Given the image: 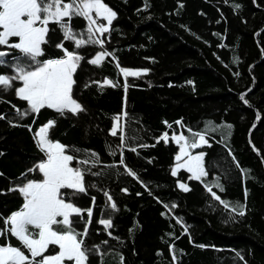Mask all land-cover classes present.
<instances>
[{"label":"trees","instance_id":"trees-1","mask_svg":"<svg viewBox=\"0 0 264 264\" xmlns=\"http://www.w3.org/2000/svg\"><path fill=\"white\" fill-rule=\"evenodd\" d=\"M105 3L118 14L113 30L106 34L110 38L105 49L115 52L121 67L148 69V73L128 77L130 86L125 93V78L112 57L99 67L83 62L78 70L80 87L76 95L87 111L79 117L67 114L64 118L53 110H42L38 117L9 118L15 114L12 105L24 109L26 102L16 98L14 92L0 93L11 102H0V113L8 116L0 120V190L19 183L20 174L42 158L33 133L49 119H56L52 139L81 150L72 153L81 158L85 151H94L100 163L92 171L104 173L86 176V181L96 187L74 200L86 209L92 204L91 197H96L86 244H100L106 255L93 256L91 264H101V259L103 264H119L121 254L125 264H172L170 245H174L175 264H264V0H228L227 4L224 0H147V10H143L145 0ZM181 3L183 8L179 7ZM232 4L241 8L234 11ZM85 24L83 18L72 21L77 31ZM60 38L57 30L54 42ZM65 47L73 50L71 42ZM101 50L96 45L80 52L90 59ZM61 56V51L49 46L44 58ZM8 59L13 62L11 57ZM10 73V67H0V74ZM105 78L120 87L100 88L91 83ZM85 84L91 86L85 88ZM242 95L248 104L240 99ZM123 111H127V126L136 137L129 141L128 148L137 147L136 153L124 149L125 163L140 181L128 176L119 165V151L116 156L109 154L110 148L120 143L109 135V130L113 118ZM34 118L33 132L8 122L27 125ZM180 120L185 129L206 135L211 147L199 149L206 153L209 171L204 180L212 184L219 179L225 191L221 193L215 187L213 191L230 205H245L243 217L214 200L203 184L189 181L190 174L184 170L176 177L171 175L178 146L171 140L168 144L156 143V138L165 131L169 135L173 130L185 131L175 124ZM165 121L173 128L167 129ZM228 124L232 125L230 136L224 127ZM185 135L191 134L185 131ZM140 144L150 147L142 148ZM29 178L40 177L30 173ZM178 181L187 182L192 190L183 192ZM124 188L127 193L122 191ZM104 191L118 205L119 211L112 214L115 227L109 231L119 239L109 237L95 222L107 206ZM22 203L18 193L0 195V214L6 217ZM165 204L177 207L168 212ZM176 218L182 223L177 224ZM83 227L82 223L78 225L80 230ZM184 227L188 234L183 233ZM9 239L13 246H19L15 238ZM104 240H108L107 245L102 243Z\"/></svg>","mask_w":264,"mask_h":264},{"label":"snow or ice","instance_id":"snow-or-ice-1","mask_svg":"<svg viewBox=\"0 0 264 264\" xmlns=\"http://www.w3.org/2000/svg\"><path fill=\"white\" fill-rule=\"evenodd\" d=\"M253 2L255 3L256 0ZM224 3L227 4L228 0H224ZM148 7L149 4L145 0L143 10H147ZM179 7L183 8V4H179ZM231 7L236 11L241 5L232 4ZM117 17V12L105 3V0H0V46L7 49L0 50V67L11 69L10 74H0V93L14 92L16 98L26 102L24 109L12 105L16 117L20 120L32 117L33 114L38 117L42 110H53L59 117L64 118H67V114L79 117L80 114L85 113L87 110L78 101L76 95L80 87L78 70L85 61L99 67L106 58L112 57L119 72L125 78L123 84L125 93L130 86L127 82L128 77L146 75L148 69L130 70L121 67L115 52L105 49V43L110 38L106 34H110L113 30V22ZM74 18H83L86 21L83 30L77 31L72 27ZM57 30L61 38L59 42H54ZM256 35L259 36L260 32ZM66 42L73 44V50L65 47ZM96 45L102 50L97 52L94 58L86 59L79 51ZM49 46L61 51L62 56L45 59L46 48ZM9 57L12 58L13 63H10ZM91 83L100 88L120 87L119 83L107 78L103 82ZM89 86L91 85H84L85 88ZM240 99L244 104H248L245 96L242 95ZM0 102L11 103L5 101L3 96H0ZM6 119L8 116L0 113V120ZM113 120L109 135L117 137L120 143L115 149L110 148L109 154L116 156L119 151V165L123 166L128 176L140 181L137 173L125 163L124 157V149L128 148L129 141L136 138L133 130L127 126L130 117L127 111H123ZM8 122L10 126H24L29 132H33L32 125L36 123V119L34 118L32 124L27 125L17 124L13 120ZM164 124L167 129L173 128V125L167 121ZM175 124L180 129H185L182 120L176 121ZM56 126L57 120L49 119L33 133V140L42 153V158L20 174L19 183L12 185L6 191L0 190V195L18 193L23 198L22 206L18 210L6 217L0 214V221L3 222V226L0 227V238L4 240V243L0 244V264H91L93 256L103 258L106 255L100 244L91 246L86 244L93 224L94 210L97 207L96 197H91L92 204L86 209L74 203L81 194L88 195L89 189L96 187V184L86 181V176L98 177L104 174L101 171H92L100 163V158L94 151H85L83 158L72 154L81 150L52 139ZM224 127L229 130L230 136L232 125L228 124ZM185 131L191 135H185ZM185 131L173 130L171 136L165 131L156 138V143L163 141L168 144L171 140L179 148L174 157L175 163L171 168V175L176 177L181 170H184L190 174L187 177L189 181L200 182L210 196L225 209H230L243 217L245 205L239 203L230 205L213 191L214 187L221 193L225 191L219 179L212 184L204 180L209 175L205 163L206 153L204 151L194 153L193 150L204 146L211 147L206 135L191 128H186ZM139 147L147 148L150 145L140 144ZM128 150L136 153L137 147L133 146ZM2 155L3 153L0 152V156ZM232 158L235 160L234 156ZM236 166L239 167L238 162ZM30 173L37 174L40 178H29ZM177 184L185 193L192 190L187 182L178 181ZM143 186L147 190V185ZM122 191L127 193L128 190L124 188ZM103 194L107 206L95 222L103 226L106 234L112 237V232L109 231L115 227L112 214L119 209L108 191H104ZM247 195L245 189V199ZM164 207L171 212L177 205L172 204L169 207L165 204ZM105 212H107L106 216ZM81 223L84 225L82 230L78 228ZM176 223L181 224L182 221L176 218ZM183 233L188 234L187 227L183 228ZM169 235L175 236L174 233ZM10 237L15 238L19 246H13ZM175 238L179 239V237ZM102 243L107 245L108 240ZM169 251L172 255V264H175L177 257L174 245H170ZM237 256L243 260L239 253ZM101 264H103L102 259ZM119 264H125L122 254L119 257Z\"/></svg>","mask_w":264,"mask_h":264},{"label":"rangeland","instance_id":"rangeland-1","mask_svg":"<svg viewBox=\"0 0 264 264\" xmlns=\"http://www.w3.org/2000/svg\"><path fill=\"white\" fill-rule=\"evenodd\" d=\"M106 23V22H105ZM3 50H6V49H3ZM82 50V49H81ZM81 50H79V51H81ZM95 56V55H94ZM94 58V57H93ZM14 62V61H13ZM12 62V63H13ZM130 70H142V69H130ZM9 118H13V119H19L18 117H16V115L15 114H10V116H9ZM20 120V119H19ZM172 134V133H171ZM171 134H170V136H171ZM178 151H179V148H178ZM193 152L195 153V152H199V149H196V150H193ZM178 153V152H177ZM175 163V162H174ZM174 166V165H173Z\"/></svg>","mask_w":264,"mask_h":264}]
</instances>
